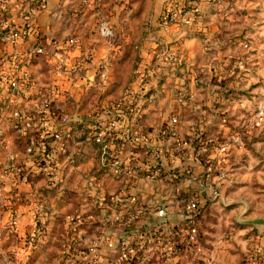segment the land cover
Masks as SVG:
<instances>
[{"label": "crops", "instance_id": "obj_1", "mask_svg": "<svg viewBox=\"0 0 264 264\" xmlns=\"http://www.w3.org/2000/svg\"><path fill=\"white\" fill-rule=\"evenodd\" d=\"M221 2L45 0L44 8L35 11L31 0H12L8 18L17 24L31 26L39 38L12 43L0 34V57L9 60L15 55H26L38 43L45 45L49 51H56L52 59L42 55L33 57L28 68L38 85L57 79L68 89L67 95L56 101V106L64 113L65 121L74 124L67 146L73 152L82 153L84 168H98L100 162L95 145L82 122L97 107L121 100L129 91L147 85L149 93L153 95V99L145 104L147 141L139 146L123 143L112 149L121 160L134 158L144 164L152 158L151 152L157 146L168 148L172 155L162 157L161 161L166 165V170L174 169L181 172V176L175 180L168 176L156 182V190L143 187L134 190L139 199L134 212L147 209V212L139 213L135 224L143 225V233L154 234L153 230L159 228V219L152 215V211L170 205H173L175 212L173 222H179L182 202L193 195L198 201L202 200L201 203H209L213 198L217 203L235 200L236 205L241 207V221L245 227L240 230V242H249L253 234H259L256 237L261 246L255 249L249 264H264V225L251 223L264 216L256 209L264 206V186L244 183V163L238 162L235 172L229 173L228 154L219 163L214 161L218 157L219 146L232 138L240 144L241 150L244 149L243 142L251 140L255 150L261 156L264 153V122H227L226 119V112L232 106L228 102V90L223 81L239 78L236 81L238 84V80H254L259 73L264 74V70L253 66L251 72H245L244 67L239 66L248 63L249 59L256 64L259 58L223 54L222 48L227 45L228 39L222 34L223 26L215 22ZM169 3L178 8L188 5L198 8L199 12L193 14L190 24L182 20L166 23L163 14ZM69 37L77 38L80 44L78 49L67 51L59 45L58 49L55 48ZM160 47H166L167 53L158 58ZM83 53H89L90 58L84 74L80 77L58 76L54 69L57 62L63 64L64 68H70ZM170 54L178 63L169 59ZM128 63H134L133 68H129L124 76L127 81L125 86H121L120 94L114 96L109 90L118 86L113 82L118 77L117 67ZM107 83L111 86H106ZM243 87V84L237 85L236 91ZM1 92L0 99L3 101L5 91ZM93 94L96 98L94 107L85 113L80 112L83 101ZM72 97L75 100L70 101ZM14 100L23 109H32L35 102L34 97L28 94L14 96ZM241 105L235 102L236 107ZM174 118L177 122H172ZM0 123L3 127L6 125L5 122ZM167 128L172 129L174 136L171 138H167ZM213 163L217 164L216 173L211 171ZM250 172L264 182V166L252 168ZM229 174H234L232 184ZM214 193L216 195L213 197ZM77 207L76 204L58 206L60 211L68 212ZM27 223V220H23L22 227ZM88 224L92 232H98L101 227L98 221ZM23 231L21 228L19 233ZM21 234L4 238L0 245V264H10L13 260H9L11 249L23 246ZM63 235L64 221L60 215L49 222V237L34 251L32 264H54V258L60 257L62 252Z\"/></svg>", "mask_w": 264, "mask_h": 264}, {"label": "built area", "instance_id": "obj_2", "mask_svg": "<svg viewBox=\"0 0 264 264\" xmlns=\"http://www.w3.org/2000/svg\"><path fill=\"white\" fill-rule=\"evenodd\" d=\"M11 4L9 0L2 7L0 34L12 43L39 38L31 26L8 18ZM31 5L33 10L41 11L45 0H31ZM198 12V8L188 5L178 8L169 3L163 20L190 24L193 14ZM58 45L67 51L80 46L76 37L67 38L55 48ZM55 53L38 43L26 55H15L9 60L0 57V94L6 92H3L5 99H0V122L6 124L3 127L0 123V245L5 237L21 234L23 228L20 235L23 246L12 248L11 253L17 264H32L34 251L49 237V222L62 215V252L54 258L56 264H164L189 252L197 232L195 216L199 201L194 195L182 202L180 222L173 223V205L162 206L152 211L159 219L154 234H136V229H132L139 213L147 212L146 208L134 212L139 204L134 190L138 187L156 190V182L168 176L173 180L181 176L174 169L166 170L161 161L162 157L172 155L168 148L157 146L151 152L152 158L144 164L134 158L121 160L112 149L123 143L139 146L147 141L145 104L153 99L147 85L129 91L121 100L97 107L81 121L100 162L98 168H84L82 153L67 146L74 124L67 123L56 106V101L67 95L68 90L57 79L38 85L28 68L33 57L52 59ZM166 53L167 48L160 47L157 57ZM169 59L176 62L173 54ZM89 61V53H83L70 68L57 62L54 69L60 77H80ZM20 94L34 97L32 109L18 107L14 96ZM167 136H174L171 128H167ZM228 151V143L221 144L215 163ZM75 204L78 207L71 212L58 208ZM23 220L28 221L24 227ZM97 221L101 223L98 232L90 231L88 223ZM118 226L124 228L117 229ZM147 242L155 245L145 246Z\"/></svg>", "mask_w": 264, "mask_h": 264}, {"label": "rangeland", "instance_id": "obj_3", "mask_svg": "<svg viewBox=\"0 0 264 264\" xmlns=\"http://www.w3.org/2000/svg\"><path fill=\"white\" fill-rule=\"evenodd\" d=\"M8 1L0 0V13L3 5H7ZM220 5L215 22L223 26L222 34L225 35V39H228L227 45L222 48L223 54L244 58H259L260 61L256 64H252L249 59L248 63L244 62L239 66L244 67L243 71L245 72H251L253 66L264 70V0H222ZM133 65L134 63H128L117 67L118 77L114 78L113 82L118 86L111 87V90H109L114 96L120 94L121 86L127 81L124 76L128 74L129 68H133ZM256 76L258 77L254 80H238V84H236V81L239 78H228L223 81L228 90L227 95L230 99L228 102L232 106L226 112L227 122H264V74L259 73ZM241 84L244 86L243 89L236 91L237 85L240 86ZM107 85L109 84L107 83ZM252 89L255 90L253 93ZM94 96L95 94L93 96L89 95L83 101L80 112L85 113L94 107L96 102ZM72 100H75V98L70 99V101ZM235 102L240 103V105L244 103V105L236 107ZM13 142L11 141V148H13ZM225 142L228 143L229 147L227 153L229 156L228 172L234 173L236 164L238 162L244 163V183L264 186V182L259 181L257 175L250 172L252 168L264 166V153L261 156L253 147L251 140L243 142V150L233 138L224 141L222 144ZM20 145L21 147L24 146L21 140ZM223 157L221 156V158ZM216 165L213 163L212 173H216ZM228 178L230 184H232L235 179L234 174H229ZM215 195L214 193L213 197ZM214 199L209 203L206 201L201 203L202 200L198 202L195 216L196 242L193 248L191 247L192 249L190 248L189 252L178 256L173 261L164 262V264H249L255 249L257 250L261 246L256 237L259 234H253L254 237L249 242L246 240V243L240 242L241 238H238L241 234L240 230L245 228L241 221V207L236 205L235 200L231 202L225 200L226 202L217 203ZM256 209L260 214H262L261 212L264 213V206ZM260 219H264V216ZM133 227L136 229L134 231L136 234L143 233L145 229L142 224L138 223L134 224L132 229ZM123 228V226L117 227V229ZM10 257L9 260L11 261L13 257ZM11 262L10 264H17L14 259ZM5 263L7 264V262Z\"/></svg>", "mask_w": 264, "mask_h": 264}, {"label": "water", "instance_id": "obj_4", "mask_svg": "<svg viewBox=\"0 0 264 264\" xmlns=\"http://www.w3.org/2000/svg\"><path fill=\"white\" fill-rule=\"evenodd\" d=\"M251 223L264 225V219H256V220L252 221Z\"/></svg>", "mask_w": 264, "mask_h": 264}, {"label": "trees", "instance_id": "obj_5", "mask_svg": "<svg viewBox=\"0 0 264 264\" xmlns=\"http://www.w3.org/2000/svg\"><path fill=\"white\" fill-rule=\"evenodd\" d=\"M149 244H151V245H155L154 243H152V242H147L146 244H145V246H149ZM251 264H253V263H251ZM256 264V263H255Z\"/></svg>", "mask_w": 264, "mask_h": 264}]
</instances>
